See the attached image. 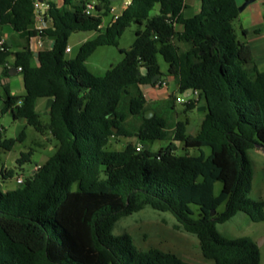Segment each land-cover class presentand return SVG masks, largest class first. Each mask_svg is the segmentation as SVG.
<instances>
[{
    "label": "trees",
    "instance_id": "obj_1",
    "mask_svg": "<svg viewBox=\"0 0 264 264\" xmlns=\"http://www.w3.org/2000/svg\"><path fill=\"white\" fill-rule=\"evenodd\" d=\"M40 1L51 24L43 30L36 28ZM91 1L97 3L95 12L87 15ZM200 2L199 12L186 17L185 0H130L103 30L112 0H0V25L54 41L37 55L30 49L12 52L6 42L0 48V66L14 58L25 89L23 97L6 92L2 113L57 142L55 153L22 187L4 191L0 183V264H190L159 249L142 250L130 234H114L123 217L148 207L170 213L179 229L198 239L205 259L262 264L251 237L228 238L217 225L239 213L264 222V201L249 197L254 170L248 156L252 149L264 150V71L251 46L238 39L236 0ZM157 5L159 14L151 16ZM132 24L139 29L131 48L120 49L124 60L103 76L89 72L91 55L99 47L118 46ZM75 32L98 34L82 44L76 58L67 59ZM159 57L176 84L170 100L177 93L198 92V98H187L184 113L205 100L206 115L196 134L188 133L189 119H177L175 106L146 98L145 86L168 84ZM39 99H53L47 122L37 111ZM150 110L155 115L148 119ZM25 137V131L15 139L0 134V148L11 151ZM121 138L130 142L111 150L112 141ZM154 141L170 144L159 152L142 145ZM178 144L200 155H179ZM32 153L21 154L20 167ZM217 182L222 183L218 196ZM192 206L198 207V218Z\"/></svg>",
    "mask_w": 264,
    "mask_h": 264
},
{
    "label": "rangeland",
    "instance_id": "obj_2",
    "mask_svg": "<svg viewBox=\"0 0 264 264\" xmlns=\"http://www.w3.org/2000/svg\"><path fill=\"white\" fill-rule=\"evenodd\" d=\"M187 8L184 13L186 17H192L199 12L201 7L200 0H185ZM119 6V2L114 4ZM160 7L157 5L151 13V16L159 14ZM139 29L137 24H132L125 30L123 35L119 38L118 46H102L99 47L86 62V67L89 72L96 76H103L112 66L121 63L125 55L120 52V49H130L135 42V33ZM181 29V26H178ZM98 33L96 32H75L68 40V45L72 49L71 53H66L67 59H74L77 57L79 50L85 40L94 39ZM161 71L166 80H169V65L162 57L158 58ZM264 71V66L262 67ZM160 88V86H159ZM177 98L186 97L176 94L173 99H166L165 106H175V113L177 119L184 121L189 119L191 124L188 128L189 134H195L199 128L200 123L206 115L205 100L201 99L198 107L187 113H184V102H178ZM198 98V97H196ZM4 108L3 94L0 92V128L2 139H15L19 136L22 128L13 120L9 114H3ZM44 122L49 120L47 113L42 114ZM130 142L129 139L121 138L114 139L110 145L111 150H123ZM170 141H154L142 142V145L153 152H159L162 148H166ZM53 145H57L54 141ZM33 153L30 161L19 166L17 160L20 158L22 151L29 153V149L22 150L20 144H17L13 150L5 151L0 148V183L3 182L1 170L6 168L12 171V177L7 178V184L15 187H22L17 183V179L21 177L23 180L31 175V170L36 164L46 163L47 160L55 153L54 150L48 147H32ZM31 149V148H30ZM206 156H209L211 150L209 147L203 148ZM179 155L189 153L192 156H199L198 149L186 150L183 144H178ZM249 159L254 170V177L252 181V188L249 194L251 199L264 201V150L258 148L252 149L248 152ZM74 190H78V185H74ZM222 190V183L217 182L215 185V195L218 196ZM195 210V218H198V207L192 206ZM220 213L225 211V204L221 205ZM218 230L228 238L251 237L259 246L261 251L262 264H264V222H253L247 214L239 213L230 221L217 225ZM130 234L136 246L142 250L159 249L164 252L175 254L180 259L190 264H215L212 260H207L203 257L198 239L184 232L178 228L176 219L170 213L159 212L152 208H145L142 211L133 215L123 217L117 222L114 228L115 235Z\"/></svg>",
    "mask_w": 264,
    "mask_h": 264
},
{
    "label": "crops",
    "instance_id": "obj_3",
    "mask_svg": "<svg viewBox=\"0 0 264 264\" xmlns=\"http://www.w3.org/2000/svg\"><path fill=\"white\" fill-rule=\"evenodd\" d=\"M124 1L125 0H112V6L117 8L120 12H123L125 10L123 8ZM247 1L248 0H236L238 7H243V10L239 12V18L235 21L234 26L238 39L241 42L248 43L251 46L256 65L258 66L260 71H262V67L264 66V0H255V2L251 4H246ZM116 2H119L118 7L114 5ZM45 12L46 8H42L41 14H44ZM39 19L41 18L39 17L38 20ZM110 21V16H106L103 19V30L107 28V26L110 24ZM43 22V24H39L37 22L36 28L38 29L40 26L43 28H47L51 25L50 21L48 22L44 20ZM0 37L4 42L9 44L12 52H19L24 51L25 49H30L35 55L43 50L51 49L54 44L53 39L50 38L30 36L28 32L17 33L10 25H0ZM175 90L176 84L173 78H169L168 87L159 88V85L144 87V92L149 102L162 103L166 99H168L170 94ZM7 91H9L11 95L15 96L23 97L25 95L23 76L21 72L15 67L14 58L10 59L5 67L0 66V92L3 94V101L6 97ZM52 102L53 99H39L37 101V111L41 115L43 113L49 114V108ZM7 114L11 115L10 113ZM15 122H17V124L22 128V131H25L26 133L24 141L22 143H19L22 147V150L29 149V152H33L32 147L38 146L48 147L49 149L55 151L57 145H53L54 140L49 133H38L33 127L28 126L25 120H18ZM22 153H24V151H22ZM43 164H36L35 167L31 170V174H34L37 168H39ZM8 171L9 170H7L6 168H3L1 170L3 178V182H1L2 189L4 191L16 190L18 187L14 188L12 185H8L6 182L8 178Z\"/></svg>",
    "mask_w": 264,
    "mask_h": 264
},
{
    "label": "built area",
    "instance_id": "obj_4",
    "mask_svg": "<svg viewBox=\"0 0 264 264\" xmlns=\"http://www.w3.org/2000/svg\"><path fill=\"white\" fill-rule=\"evenodd\" d=\"M96 1H91L90 3H88L87 5H86V9H85V12H86V14L87 15H92V14H94V12H95V8H96ZM130 5V0H125L124 1V3H123V8L124 9H126L128 6ZM35 8H36V12H37V22L39 23V24H43L44 22V18H43V16H42V14H40L41 13V10H42V8H46L47 9V6H45L41 1L40 2H37L36 4H35ZM121 14H122V12H120L117 8H115V7H113V6H111V8H110V11H109V16H110V18H111V22H115V21H117L120 17H121ZM41 18V19H39L38 20V18ZM44 28L43 27H39L38 28V30H43ZM4 41L3 40H1L0 41V48L3 50L4 49ZM66 53H71V49L70 48H67L66 49ZM20 72H21V68H19L18 69ZM160 86V85H159ZM162 87H168V84L167 83H162ZM191 96V98H196V97H198V92H195V93H193V92H191V93H187V97H186V99H182V98H179L178 99V102H184V103H186L187 102V98L188 97H190ZM142 149V146L141 145H138V147H137V150L138 151H140ZM23 179L20 177V178H18V180H17V183L19 184V185H22L23 184Z\"/></svg>",
    "mask_w": 264,
    "mask_h": 264
},
{
    "label": "water",
    "instance_id": "obj_5",
    "mask_svg": "<svg viewBox=\"0 0 264 264\" xmlns=\"http://www.w3.org/2000/svg\"><path fill=\"white\" fill-rule=\"evenodd\" d=\"M42 2V1H41ZM253 2H255V0H248L247 2H246V4H251V3H253ZM243 10V7H239V12H241ZM142 73H143V75L144 76H146L147 74H148V71H147V69H145V68H143L142 69ZM160 78V76H157V77H155L154 79H153V83H155L158 79ZM192 91H190L189 93H191ZM185 97H187V94H185ZM155 115V112H154V110H150V111H148V112H146V118H151V117H153ZM215 214H216V211H213V216H215ZM258 246H261V243L259 242L258 243Z\"/></svg>",
    "mask_w": 264,
    "mask_h": 264
}]
</instances>
